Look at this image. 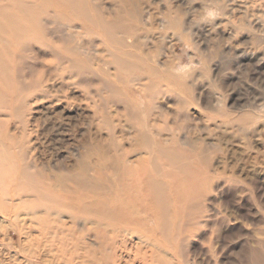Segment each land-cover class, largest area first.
Here are the masks:
<instances>
[{
	"label": "bare ground",
	"instance_id": "obj_1",
	"mask_svg": "<svg viewBox=\"0 0 264 264\" xmlns=\"http://www.w3.org/2000/svg\"><path fill=\"white\" fill-rule=\"evenodd\" d=\"M231 1L250 4V19L263 31L264 0ZM137 5L0 0V264H122L125 253L166 264L168 241L201 213L210 158L200 146L181 145L140 104L180 77L168 57L158 64L155 51L142 46ZM173 18L166 13L161 25L173 27ZM84 39H99L109 68L93 60ZM38 44L70 76L97 75L100 103L90 113L88 105L57 99L59 113H43L53 122L51 135L33 142L27 101L54 95L33 79L29 60ZM258 49L264 51L259 38ZM118 102L124 111L110 113ZM13 119L20 134L10 129ZM89 119L91 128L80 137ZM42 143L66 154L60 168L39 162ZM250 264H264V249L253 251Z\"/></svg>",
	"mask_w": 264,
	"mask_h": 264
},
{
	"label": "rangeland",
	"instance_id": "obj_2",
	"mask_svg": "<svg viewBox=\"0 0 264 264\" xmlns=\"http://www.w3.org/2000/svg\"><path fill=\"white\" fill-rule=\"evenodd\" d=\"M92 1L106 9L116 2ZM136 8L145 27L142 46L155 51L158 64L168 57L180 77L168 89L156 87L150 102L141 101L149 109L144 113L157 115L181 145L202 147L212 162L202 211L194 225L168 241L166 264H250L253 251L264 249V51L254 52L257 38L264 48V29L250 19V4L231 0H138ZM169 12L173 27L161 25ZM84 40L93 60L103 64L99 39ZM37 48L29 60L33 79L54 95L41 92L27 101L26 130L33 142L51 135L53 122L43 113H59L57 99L88 105L90 113L100 103L97 75L72 77L51 50ZM124 106L111 103L107 109L119 113ZM17 124L13 119L10 129L20 134ZM37 146L41 164L63 165L62 149ZM122 264L144 263L125 253Z\"/></svg>",
	"mask_w": 264,
	"mask_h": 264
}]
</instances>
